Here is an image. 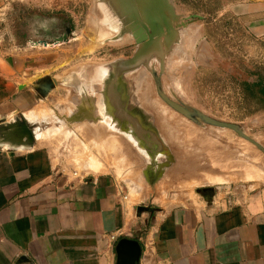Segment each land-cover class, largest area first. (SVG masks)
<instances>
[{
    "label": "rangeland",
    "instance_id": "1",
    "mask_svg": "<svg viewBox=\"0 0 264 264\" xmlns=\"http://www.w3.org/2000/svg\"><path fill=\"white\" fill-rule=\"evenodd\" d=\"M172 3L186 26L165 54L164 90L214 118L240 124L264 145V109L245 96L242 85L264 70V37L247 27L259 14L243 13L240 5L255 1ZM98 7L97 0H5L0 8V57L24 51L30 79L58 81L27 113L57 168L78 178L114 176L134 215L139 205L168 206L190 192L231 194L264 182L260 149L231 129L199 126L175 112L157 96L144 67L126 85L127 110L138 113L131 120L114 113L100 80L102 66L131 57L137 44L112 29ZM153 66L159 71L158 61Z\"/></svg>",
    "mask_w": 264,
    "mask_h": 264
},
{
    "label": "crops",
    "instance_id": "2",
    "mask_svg": "<svg viewBox=\"0 0 264 264\" xmlns=\"http://www.w3.org/2000/svg\"><path fill=\"white\" fill-rule=\"evenodd\" d=\"M254 1L240 5L259 14L247 27L264 37V0ZM27 58L0 57V264H116L123 236L139 240L138 264H264V182L231 194L190 192L134 215L114 176L65 174L38 136L31 145L7 138L1 127L22 116L36 130L27 113L48 98Z\"/></svg>",
    "mask_w": 264,
    "mask_h": 264
},
{
    "label": "water",
    "instance_id": "3",
    "mask_svg": "<svg viewBox=\"0 0 264 264\" xmlns=\"http://www.w3.org/2000/svg\"><path fill=\"white\" fill-rule=\"evenodd\" d=\"M97 1L98 8L110 27L119 35L130 34L137 44L131 57L120 58L102 66L103 72L100 80L104 83V87H107L106 96L110 102L116 101L115 104L118 105V99L126 95L128 76L144 67L153 78L157 96L175 112L199 126L209 124L231 129L264 153V145L247 134L240 124L214 118L198 108L186 104L175 94L169 96L164 90L162 74L165 68V54L178 42L179 28L186 26V22H179L180 15L176 12L172 0ZM155 61L159 63V71L153 66ZM42 83L44 84L42 94L47 96L58 81L56 78H52L51 81L47 80ZM42 83H38V86ZM117 110L123 115L121 107ZM1 128L7 138L12 139L15 144L31 145L36 138V130L32 129L28 120L23 116ZM155 137L154 139L157 140ZM144 208L147 207L138 206V209ZM115 250L116 264H138L142 253L139 240L126 236L117 241Z\"/></svg>",
    "mask_w": 264,
    "mask_h": 264
},
{
    "label": "trees",
    "instance_id": "4",
    "mask_svg": "<svg viewBox=\"0 0 264 264\" xmlns=\"http://www.w3.org/2000/svg\"><path fill=\"white\" fill-rule=\"evenodd\" d=\"M258 76L254 80H244L242 82L245 96L253 101L259 108L264 109V70L258 71Z\"/></svg>",
    "mask_w": 264,
    "mask_h": 264
},
{
    "label": "flooded vegetation",
    "instance_id": "5",
    "mask_svg": "<svg viewBox=\"0 0 264 264\" xmlns=\"http://www.w3.org/2000/svg\"><path fill=\"white\" fill-rule=\"evenodd\" d=\"M62 37H66V34H63ZM52 78H54V76H51V77H50V76H41L39 79H37V82H36V83H37V84L40 83V82L42 83V82L47 81V80L51 81ZM56 85H57V84H54L53 88L56 87ZM43 86H44V84L42 83V84H40L39 87H38V90H39V93H40V94H42L43 91H44ZM53 88H52V89H53ZM126 98H127L126 95H125V96H122V97L119 99V103H118V105L115 104L116 101H112V102H111V106H112V108H113L115 114H116V112L118 111L117 109H119L120 107H121V109H122V112H123V115H124V116H125V115H130V114L132 115L133 113H136V114L138 113V111H136V110H134V109L131 110L130 108H128L129 111L127 110V105L125 104V103L127 102ZM118 107H119V108H118ZM115 110H116V111H115ZM135 111H136V112H135ZM123 115H122V116H123ZM131 115H130V116H131ZM118 116H119V115H118ZM122 116H120V117L118 118V122H119V124H121V125L124 123V120H123L124 118H123ZM137 123H138V122H137ZM138 125H140V123H138ZM141 125H142V124H141ZM143 125H144V124H143ZM143 125H142V126H143ZM124 126H125V124H124ZM123 128L126 129V127H123Z\"/></svg>",
    "mask_w": 264,
    "mask_h": 264
},
{
    "label": "bare ground",
    "instance_id": "6",
    "mask_svg": "<svg viewBox=\"0 0 264 264\" xmlns=\"http://www.w3.org/2000/svg\"><path fill=\"white\" fill-rule=\"evenodd\" d=\"M30 113V112H29ZM31 116V113L29 114ZM31 118V117H30ZM40 118V117H39ZM37 136V135H36Z\"/></svg>",
    "mask_w": 264,
    "mask_h": 264
}]
</instances>
